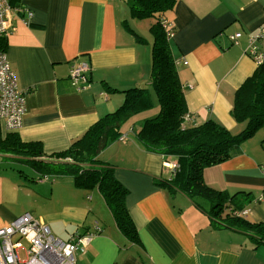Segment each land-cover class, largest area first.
<instances>
[{"label": "crops", "instance_id": "crops-1", "mask_svg": "<svg viewBox=\"0 0 264 264\" xmlns=\"http://www.w3.org/2000/svg\"><path fill=\"white\" fill-rule=\"evenodd\" d=\"M8 1L6 52L20 87L28 89L20 140L41 143L48 156L69 148L115 111L125 90L148 88L155 102L150 29L155 20L134 16L129 0ZM167 19L188 105L185 124L215 119L240 133L245 123L231 110L236 90L257 68L249 53L251 38L257 37L255 44L264 50L259 36L264 0H178ZM76 59L90 64L87 81L79 84L70 78ZM124 126L126 138L113 140L100 154L128 189L137 242L121 233L96 189L88 193L56 182L55 175L40 177L37 169V185L23 183L31 197L27 207L19 212L0 207V226L30 212L63 240L93 233L84 251H77V264H264V243L223 221L229 215L264 222V127L258 131L261 145L249 150L245 142V149L242 145L228 160L204 170V181L228 198L222 216L215 217L211 200L188 196L171 182L180 168L177 158L147 151Z\"/></svg>", "mask_w": 264, "mask_h": 264}, {"label": "trees", "instance_id": "trees-1", "mask_svg": "<svg viewBox=\"0 0 264 264\" xmlns=\"http://www.w3.org/2000/svg\"><path fill=\"white\" fill-rule=\"evenodd\" d=\"M177 1L129 0L134 16L155 19L150 28L154 37L151 87L160 105L159 114L146 118L136 135L147 151L162 154L166 160L177 158L180 168L171 182L188 196L201 195L211 200L210 215L217 217L222 216L228 198L223 191L208 185L203 173L206 167L228 160L239 150L240 141L264 127V61L236 90L231 113L236 121L246 123L240 133H232L215 119L187 126V100L170 42L174 28L164 14L172 11ZM163 21H167L166 26ZM5 39L0 36V48L4 50ZM149 91L138 86L125 90V99L115 111L91 125L69 148L48 156L41 143L24 142L17 131L3 134L0 121V153L26 159L43 173L40 177L72 176L78 187H98L118 229L129 241L137 242L138 231L126 204L128 189L115 177L114 166L100 160L99 155L113 140L126 138L121 128L127 119L153 105ZM44 156L49 158L43 159ZM223 221L252 233L255 243H264V222L243 217L229 219V215Z\"/></svg>", "mask_w": 264, "mask_h": 264}, {"label": "built area", "instance_id": "built-area-1", "mask_svg": "<svg viewBox=\"0 0 264 264\" xmlns=\"http://www.w3.org/2000/svg\"><path fill=\"white\" fill-rule=\"evenodd\" d=\"M10 8L8 0H0V36H7L6 14ZM19 11L24 12L21 9ZM27 14L30 19L33 11L28 10ZM29 19L27 22H30ZM163 23L167 25V21ZM240 35L238 32L231 38L236 40ZM259 36L264 40V29ZM256 38L250 40L249 53L258 66L264 61V50L255 44ZM89 66V62L81 59L72 63L70 78L74 84H79L81 80L87 81L85 72ZM27 91V88L20 87L6 50L0 48V121L1 128L6 132L17 131L21 127L26 112ZM93 235L86 233L77 235V239L63 240L56 237L46 223L41 222L32 213L25 212L8 224L0 226V264H77V251H84V246ZM22 239L27 240V246L22 245ZM21 248L25 250L24 259L20 256Z\"/></svg>", "mask_w": 264, "mask_h": 264}, {"label": "rangeland", "instance_id": "rangeland-1", "mask_svg": "<svg viewBox=\"0 0 264 264\" xmlns=\"http://www.w3.org/2000/svg\"><path fill=\"white\" fill-rule=\"evenodd\" d=\"M166 16L170 14V11L166 10L164 14ZM154 18H152L153 20ZM155 20V19H154ZM146 22H150L148 19L145 20ZM160 105L158 103L157 96L155 94V102L150 108L144 109L136 114H134L131 118L127 119L125 122V129H127L130 135H135V133L140 129L144 120L146 118L154 117L159 114ZM245 123V122H242ZM243 129L246 126V123L243 124ZM242 129V130H243ZM241 130V131H242ZM240 131V130H239ZM3 134H7L4 129H2ZM234 134H238L239 132H232ZM248 144L249 150L254 147V144L261 145L263 142L261 138V133H255L249 138L243 139L240 141V149L243 145L242 149H245L246 144ZM100 160L103 158L101 154L99 155ZM210 167V166H208ZM207 168V167H206ZM205 168V169H206ZM38 174L37 170L32 167V165L26 159H20L14 156H10V154H3L0 153V207L5 210L6 208L14 209V211L19 212L20 209H25L27 207V203L31 200V197L28 198V192L26 189L23 188V183L31 186L34 188L37 183L34 177ZM56 182H66L70 183L75 186V179L72 176H60L57 175L54 177ZM53 178V179H54ZM96 189V191L94 190ZM88 193L99 192L100 190L98 187L87 188ZM28 198V201H27ZM62 200L63 197H60ZM97 198V197H96ZM197 198L204 200L205 197L197 196ZM68 199V198H67ZM87 200L89 198L86 197ZM23 246H27L28 242L25 239L21 241ZM20 256L21 258H25V250L23 248L20 249Z\"/></svg>", "mask_w": 264, "mask_h": 264}]
</instances>
